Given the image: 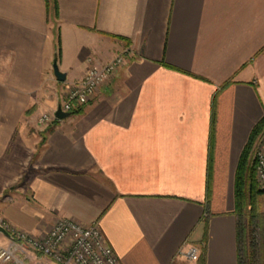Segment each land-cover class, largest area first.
Masks as SVG:
<instances>
[{
	"label": "crops",
	"instance_id": "obj_1",
	"mask_svg": "<svg viewBox=\"0 0 264 264\" xmlns=\"http://www.w3.org/2000/svg\"><path fill=\"white\" fill-rule=\"evenodd\" d=\"M56 1L53 18L45 0H0V221L43 234L97 220L120 264H186L187 243L204 264H238L235 175L264 116V0ZM126 49L81 113L36 122Z\"/></svg>",
	"mask_w": 264,
	"mask_h": 264
},
{
	"label": "built area",
	"instance_id": "obj_2",
	"mask_svg": "<svg viewBox=\"0 0 264 264\" xmlns=\"http://www.w3.org/2000/svg\"><path fill=\"white\" fill-rule=\"evenodd\" d=\"M130 54V50L126 49L102 67H88L80 81L67 87L64 98L58 104L61 110L70 113L88 104L99 88L116 75ZM57 107L50 114H43L40 122L47 125L56 120ZM252 150L256 182L258 187L264 190V128L257 135ZM0 227L7 229L11 235L10 244L0 247V263L24 264L16 253L21 247H26L53 264H120L97 220L84 224L70 218H59L43 234H33L3 222ZM200 254L199 246L188 243L177 253L184 258L186 264H197Z\"/></svg>",
	"mask_w": 264,
	"mask_h": 264
},
{
	"label": "trees",
	"instance_id": "obj_3",
	"mask_svg": "<svg viewBox=\"0 0 264 264\" xmlns=\"http://www.w3.org/2000/svg\"><path fill=\"white\" fill-rule=\"evenodd\" d=\"M49 13L57 18L56 0H45ZM78 107L71 115L82 112ZM264 128V116L253 128L249 140L240 155L235 175V218L238 264H264V214L259 211L258 198L264 190L258 189L252 148L257 135ZM210 192V184L207 186ZM197 264H204L199 257Z\"/></svg>",
	"mask_w": 264,
	"mask_h": 264
},
{
	"label": "water",
	"instance_id": "obj_4",
	"mask_svg": "<svg viewBox=\"0 0 264 264\" xmlns=\"http://www.w3.org/2000/svg\"><path fill=\"white\" fill-rule=\"evenodd\" d=\"M52 68H53V73H54V76H55L56 80L59 81V82H64L65 79H66V74L59 70L57 56H55L54 59H53ZM69 116H70V113L63 112L61 110L60 106L57 107V109L55 111V117L57 119L62 120V119H65V118H67ZM0 231L4 235H6L7 237H11V235L9 234V232L5 228L0 227Z\"/></svg>",
	"mask_w": 264,
	"mask_h": 264
},
{
	"label": "rangeland",
	"instance_id": "obj_5",
	"mask_svg": "<svg viewBox=\"0 0 264 264\" xmlns=\"http://www.w3.org/2000/svg\"><path fill=\"white\" fill-rule=\"evenodd\" d=\"M51 112H49V111H46V112H43V113H40V114H38V116H36V118H37V120H36V122L40 125V126H43L44 128L45 127H48L49 125H51V123L52 122H49L47 125H44V124H42L41 122H40V118H41V116L43 115V114H50ZM253 149V148H252ZM253 151V150H252ZM252 160H253V152H252ZM258 186V185H257ZM258 189H260L259 187H258ZM260 190H262V189H260ZM258 208H259V211L261 212V213H263L264 214V194H262V195H260V197L258 198ZM1 222H3V223H5L4 221H0V223ZM6 224V223H5ZM10 226V225H9ZM10 227H12V226H10ZM4 228V227H3ZM14 228V227H13ZM7 230V229H6ZM10 234V233H9ZM17 254V257L19 258V259H21L22 261H23V263L24 264H26L25 263V260H23V258H22V254L21 253H19V252H17L16 253ZM0 264H4V263H0Z\"/></svg>",
	"mask_w": 264,
	"mask_h": 264
}]
</instances>
